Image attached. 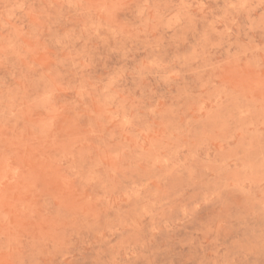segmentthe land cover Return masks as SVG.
Masks as SVG:
<instances>
[{
    "label": "rangeland",
    "instance_id": "1",
    "mask_svg": "<svg viewBox=\"0 0 264 264\" xmlns=\"http://www.w3.org/2000/svg\"><path fill=\"white\" fill-rule=\"evenodd\" d=\"M0 264H264V0H0Z\"/></svg>",
    "mask_w": 264,
    "mask_h": 264
}]
</instances>
